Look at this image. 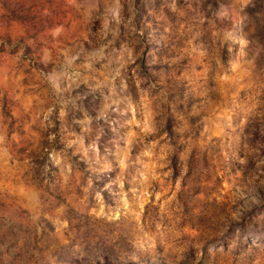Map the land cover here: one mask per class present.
<instances>
[{
    "label": "rangeland",
    "instance_id": "1",
    "mask_svg": "<svg viewBox=\"0 0 264 264\" xmlns=\"http://www.w3.org/2000/svg\"><path fill=\"white\" fill-rule=\"evenodd\" d=\"M0 264H264V0H0Z\"/></svg>",
    "mask_w": 264,
    "mask_h": 264
}]
</instances>
